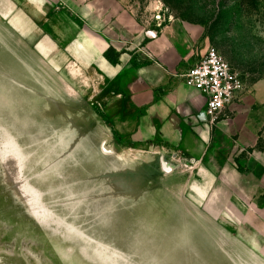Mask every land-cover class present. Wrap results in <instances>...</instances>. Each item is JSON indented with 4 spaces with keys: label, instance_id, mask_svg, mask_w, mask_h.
Masks as SVG:
<instances>
[{
    "label": "rangeland",
    "instance_id": "obj_1",
    "mask_svg": "<svg viewBox=\"0 0 264 264\" xmlns=\"http://www.w3.org/2000/svg\"><path fill=\"white\" fill-rule=\"evenodd\" d=\"M88 35L124 71L87 66ZM211 47L264 80V0H0V264H264V132L206 154L134 137L135 71Z\"/></svg>",
    "mask_w": 264,
    "mask_h": 264
},
{
    "label": "crops",
    "instance_id": "obj_2",
    "mask_svg": "<svg viewBox=\"0 0 264 264\" xmlns=\"http://www.w3.org/2000/svg\"><path fill=\"white\" fill-rule=\"evenodd\" d=\"M91 27L101 30L104 26ZM100 36L84 37L86 65L95 68L98 64L104 73L117 76L125 64L115 66L105 57L110 42ZM129 88L132 103L141 110L134 133L139 141L155 140L190 154H206L224 141L243 152L255 150L264 132V80L251 83L240 101L215 121L205 113V97L170 68L139 67ZM263 149L253 157L264 165Z\"/></svg>",
    "mask_w": 264,
    "mask_h": 264
},
{
    "label": "built area",
    "instance_id": "obj_3",
    "mask_svg": "<svg viewBox=\"0 0 264 264\" xmlns=\"http://www.w3.org/2000/svg\"><path fill=\"white\" fill-rule=\"evenodd\" d=\"M185 83L205 97V113L217 120L236 105L247 85L217 48L204 55L182 74Z\"/></svg>",
    "mask_w": 264,
    "mask_h": 264
},
{
    "label": "trees",
    "instance_id": "obj_4",
    "mask_svg": "<svg viewBox=\"0 0 264 264\" xmlns=\"http://www.w3.org/2000/svg\"><path fill=\"white\" fill-rule=\"evenodd\" d=\"M106 56H107V58H108L109 60L113 61L112 58L108 57V55H106Z\"/></svg>",
    "mask_w": 264,
    "mask_h": 264
}]
</instances>
